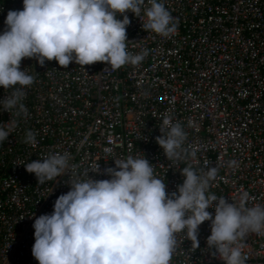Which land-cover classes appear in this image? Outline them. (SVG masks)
Returning a JSON list of instances; mask_svg holds the SVG:
<instances>
[{"label": "built area", "instance_id": "obj_1", "mask_svg": "<svg viewBox=\"0 0 264 264\" xmlns=\"http://www.w3.org/2000/svg\"><path fill=\"white\" fill-rule=\"evenodd\" d=\"M158 2L177 25L167 37L143 29V9L140 17L126 13L127 51L147 52L137 65L63 68L55 60H22L34 82L24 88L26 114L13 113L16 126L0 144V264H39L32 255L35 218L51 214L76 177L69 169L38 184L23 164L52 152L69 153L79 178L95 180L111 178L105 170L114 159L144 157L168 194L183 183V168L202 174L216 167L211 193L237 204L247 193V206L264 205V0ZM10 10H23V0H0V34ZM11 92L0 87V100ZM165 115L187 134L183 159L168 160L156 142ZM10 119L0 110V124ZM28 131L34 146L24 142ZM207 210L214 218L215 209ZM210 234L205 221L194 248L187 230L177 233L169 264H224L208 248ZM238 243L246 264H264V232Z\"/></svg>", "mask_w": 264, "mask_h": 264}, {"label": "clouds", "instance_id": "obj_2", "mask_svg": "<svg viewBox=\"0 0 264 264\" xmlns=\"http://www.w3.org/2000/svg\"><path fill=\"white\" fill-rule=\"evenodd\" d=\"M23 0V10H10L0 34V87L12 89L0 100V110L11 114L0 124V144L16 126L15 117L26 114L24 88L34 77L21 70L25 58L41 66L55 60L67 68L106 63L113 70L125 64L137 65L147 52L127 51V12L146 21L143 29L167 37L176 31L174 17L158 0ZM117 14L123 19H117ZM19 86V87H17ZM156 142L168 160L184 158L187 138L182 125L165 115ZM25 143L36 144L35 134H25ZM191 155L194 157L195 152ZM70 154L52 152L23 164L35 174L38 184L72 175L70 190L54 202L51 214L35 218L32 255L39 264H169L176 234L187 230L194 248L199 247V226L210 221L209 249L224 264H246L238 241L250 233L264 232V205L247 206V193L240 203L209 191L216 167L198 173L191 166L181 170L184 181L177 192L168 194L166 184L154 175L147 159H114L106 169L110 179H80ZM215 209V215L209 208Z\"/></svg>", "mask_w": 264, "mask_h": 264}]
</instances>
